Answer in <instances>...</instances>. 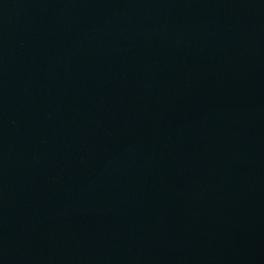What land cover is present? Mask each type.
<instances>
[{
  "label": "water",
  "instance_id": "95a60500",
  "mask_svg": "<svg viewBox=\"0 0 264 264\" xmlns=\"http://www.w3.org/2000/svg\"><path fill=\"white\" fill-rule=\"evenodd\" d=\"M0 264H264V0H0Z\"/></svg>",
  "mask_w": 264,
  "mask_h": 264
}]
</instances>
